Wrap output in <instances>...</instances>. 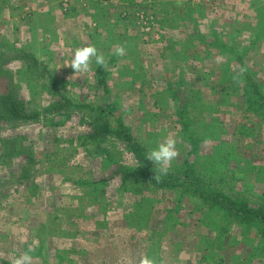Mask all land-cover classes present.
Wrapping results in <instances>:
<instances>
[{"label": "rangeland", "instance_id": "1", "mask_svg": "<svg viewBox=\"0 0 264 264\" xmlns=\"http://www.w3.org/2000/svg\"><path fill=\"white\" fill-rule=\"evenodd\" d=\"M88 45L107 67L75 76L74 50ZM251 83L264 96V0H0V97L40 113L0 121V264L25 253L31 264H264L258 231L193 189L264 205ZM181 109L203 139L191 154ZM118 120L148 150L176 138L161 176L186 184L141 179L111 132Z\"/></svg>", "mask_w": 264, "mask_h": 264}, {"label": "trees", "instance_id": "2", "mask_svg": "<svg viewBox=\"0 0 264 264\" xmlns=\"http://www.w3.org/2000/svg\"><path fill=\"white\" fill-rule=\"evenodd\" d=\"M100 67V66H99ZM98 82L104 84L102 76L98 77ZM250 93L244 92V101L247 105V110H251L264 118V96L259 92L257 83H251ZM184 106V105H183ZM103 110V111H100ZM115 110L113 104H109L106 109H99L100 115L109 116L112 111ZM40 115L37 111H29L24 105L17 99L11 97L9 94L0 97V121L3 123L16 122L14 120H31L37 118ZM179 116L178 123L181 124L180 135L184 140V145L189 146V153L194 152L198 148L199 143L203 140L198 138L197 132L192 127V121L189 115H186L184 110L177 111ZM117 125L111 129V132L116 133L117 138L126 144L127 150L139 161L138 170L136 173L141 179L146 180L151 186L156 188H174L180 183H184L180 178H174L173 176L163 177L155 179L154 170L151 168L150 161L146 160V153L148 152L147 147L140 141L130 129L123 124L120 120L117 121ZM107 127H110L108 125ZM97 132V131H96ZM131 133V134H130ZM100 133L98 132L97 135ZM188 153V154H189ZM194 165L187 163V167L182 169L184 172V178L187 180L190 177V172L193 173ZM181 170V169H179ZM184 183L183 185H185ZM194 186V185H193ZM206 204H211L212 208H219L225 210L227 215L232 219H237L238 222L254 227L258 231V236L264 238V205L252 206L250 202L237 198L225 196L221 192L212 193L207 195L204 191H199L197 188H193ZM205 194L211 198L210 202L208 198H205Z\"/></svg>", "mask_w": 264, "mask_h": 264}, {"label": "clouds", "instance_id": "3", "mask_svg": "<svg viewBox=\"0 0 264 264\" xmlns=\"http://www.w3.org/2000/svg\"><path fill=\"white\" fill-rule=\"evenodd\" d=\"M114 47L116 56L124 57L127 55L125 46L117 44ZM217 59L220 60L222 58L218 57ZM93 62L98 66L107 67L105 56L98 52L95 45H88L74 50L73 58L70 60L68 67H71L75 76H78L81 73L93 71ZM246 71V68L241 67L233 76V82L237 84L243 83L242 77ZM178 155L176 138L168 137L156 147L150 148L146 153L145 159L159 166L158 173L154 177L155 179H159L161 175H167L172 166V162ZM32 259L33 257L30 254L25 253L15 257L11 264H31ZM140 264H157V260L154 257L145 255L141 258Z\"/></svg>", "mask_w": 264, "mask_h": 264}]
</instances>
